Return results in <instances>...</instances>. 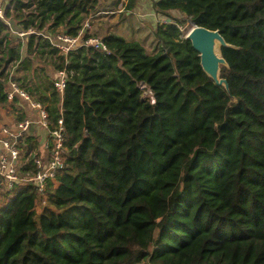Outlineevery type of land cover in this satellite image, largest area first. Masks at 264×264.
<instances>
[{"label":"trees","instance_id":"trees-1","mask_svg":"<svg viewBox=\"0 0 264 264\" xmlns=\"http://www.w3.org/2000/svg\"><path fill=\"white\" fill-rule=\"evenodd\" d=\"M9 2L0 103L13 81L40 104L49 150L62 120L63 167L43 196L34 184L0 192V264H264V0H154L169 20L156 25L151 55L114 33L102 37L108 53L80 46L63 55L52 44L121 0ZM186 18L237 48H222L229 92L182 39ZM30 29L42 36H25L33 57L20 60L21 41L11 45L9 31ZM41 58L65 72L62 94L34 68ZM23 138L18 173L29 177L39 170L27 159L37 141Z\"/></svg>","mask_w":264,"mask_h":264},{"label":"built area","instance_id":"built-area-1","mask_svg":"<svg viewBox=\"0 0 264 264\" xmlns=\"http://www.w3.org/2000/svg\"><path fill=\"white\" fill-rule=\"evenodd\" d=\"M129 0H121L120 9L126 5ZM7 8H11V4L8 0V3L5 6L0 2V20H4L5 11ZM8 23V22H7ZM90 25L87 20L81 30L79 31L76 37H71L66 34L58 33L52 37V44L58 48V50L63 54L67 55L70 51L77 50L80 46L91 47L96 50H100L102 52L108 53L107 47L104 44L102 38L100 37H88L85 38V35L89 33ZM18 37H25L30 34H35L37 36H42L41 33L36 32L35 30H28L26 32H15ZM66 82V74L64 71L58 72V77L54 80V86L60 94L63 93ZM143 90L144 96L150 99V102L153 103V95L152 92L146 89L145 86H140ZM6 96L8 101H13L15 97H19L24 99L31 104L33 108H35L39 112L40 123L46 127V111L44 108L34 102L28 94L22 90L15 82L9 81L8 88L6 90ZM30 122L28 120L22 121L17 124L15 132H12L8 128H3L0 131V141L3 146L9 151L10 158L12 161L16 162L20 158V151L16 148L17 140L22 139L24 137V132L27 130ZM62 120L58 121V129L52 133V148L49 151V160L46 164H43L42 160L35 157L32 153L28 154L27 159L33 157V164L39 169L36 173L29 177H21L18 173V168L23 165L21 163L18 166L12 165L11 162L3 158L0 161V192L1 191H11L14 190L15 186L21 184H34L37 188L39 196H43L46 191H53L54 186L56 185V173L63 167V161L61 158V154L63 152L62 149ZM6 136V138H2ZM27 160H25L26 162ZM43 205V203H42Z\"/></svg>","mask_w":264,"mask_h":264},{"label":"crops","instance_id":"crops-1","mask_svg":"<svg viewBox=\"0 0 264 264\" xmlns=\"http://www.w3.org/2000/svg\"><path fill=\"white\" fill-rule=\"evenodd\" d=\"M144 1L145 0L137 1V2L143 3ZM0 2L5 6V4L8 3V0H0ZM106 5L107 4L104 3V6ZM120 7L121 6L119 3L118 6H116L114 9H105V11H110V15L112 16L115 15V18L117 19L116 14L122 13L120 12L121 10ZM132 11L131 12L127 11L125 13L126 17H130V15L134 13V12L132 13ZM143 16L145 20L148 22V24H150L151 27L156 26L157 23H161V22H158V20L160 19V17H163L161 15H157L153 11L151 2H150V6H147V11L143 13ZM111 33H114L126 39L123 35L117 34L116 32H111ZM17 39L21 41V47H20L21 59L20 60H23L25 58L32 59L33 55H30L27 51L26 37H22V38L18 37L15 34V31L10 30L8 41H10L11 45L17 44L19 42L17 41ZM17 65H18L17 62L11 61L9 64H7V67H5V69L9 71L10 76L13 75L14 70ZM37 66H39V70L44 69L45 73L50 75L54 80L58 77V72H56L53 67L47 66L45 63L44 65L37 63L34 65V68H36ZM6 86H7L6 87V90H7L8 83L6 84ZM15 98H16L15 101L14 100L7 101L4 104L0 103V131L3 128H8L12 132H15V129L18 123L28 120L30 122V125L28 126L27 130L24 132L23 141L25 142V138H28V137L36 140L37 141L36 147L32 149L33 151L30 149L29 150L32 151V153H34L38 159L42 160L43 164H46L47 161L49 160V155H50V152H49L50 150L48 149L49 134H48L47 128L43 126L42 123H40L39 112L35 108H33L31 104H29L28 101L21 99L17 96ZM2 138H6V136L2 135ZM21 154L24 155L23 152H21ZM3 158L11 162L12 165H16L18 167L22 162L21 155H20L19 160H16V162L12 161L10 158L9 151L3 146L2 142L0 141V161ZM56 186L57 185H55V187ZM2 205L3 204L1 203L0 206Z\"/></svg>","mask_w":264,"mask_h":264},{"label":"rangeland","instance_id":"rangeland-1","mask_svg":"<svg viewBox=\"0 0 264 264\" xmlns=\"http://www.w3.org/2000/svg\"><path fill=\"white\" fill-rule=\"evenodd\" d=\"M137 1H142V0L135 1L136 7H134L135 9L132 11V13L133 12L134 13L130 15V17H126L125 15V13L127 12L126 6L129 1L120 10V12L122 13L116 14L117 19L115 18V15L114 16L110 15V11H105V8H101L98 12L94 14L93 13L90 14V16L87 19L90 25L89 33L97 34V37L102 38L107 33L116 32L117 34L123 35L126 39H128L127 41H137L140 44H142L146 54L148 55L153 54L157 50V43L154 39V31L156 26L151 27L150 24H148V22L145 20L143 13L147 11V6H150V2L152 4L154 0H147V1L145 0L144 2L146 3L144 2L140 3ZM169 16L171 18H176V19L184 18L180 13L175 11L170 13ZM168 20L169 19L167 17H160L158 22L168 23ZM191 27L192 25L189 23V20L186 18L185 23L182 26H180L181 35L184 36ZM43 31L51 32V30L49 31L47 30V27ZM58 31H63V30L59 29ZM37 60L38 63L41 65H44L45 63L47 66L52 67L51 64L48 63L49 61L47 58H41ZM3 65L4 64L2 63L1 67ZM161 222H162L161 219L157 220V225L150 234V239L153 240V238L155 237V234L157 233V229L159 228Z\"/></svg>","mask_w":264,"mask_h":264},{"label":"water","instance_id":"water-1","mask_svg":"<svg viewBox=\"0 0 264 264\" xmlns=\"http://www.w3.org/2000/svg\"><path fill=\"white\" fill-rule=\"evenodd\" d=\"M192 27L182 36V39L191 43L200 59V66L206 76L218 87L229 92L227 81L221 77V68L228 67L222 54V48L236 47L228 44L218 30H209L196 26L189 21Z\"/></svg>","mask_w":264,"mask_h":264}]
</instances>
